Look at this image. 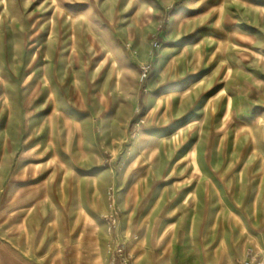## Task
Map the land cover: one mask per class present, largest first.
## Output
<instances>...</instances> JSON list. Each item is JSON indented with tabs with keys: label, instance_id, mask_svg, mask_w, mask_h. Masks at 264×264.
<instances>
[{
	"label": "rangeland",
	"instance_id": "rangeland-1",
	"mask_svg": "<svg viewBox=\"0 0 264 264\" xmlns=\"http://www.w3.org/2000/svg\"><path fill=\"white\" fill-rule=\"evenodd\" d=\"M49 204L108 259L264 255V0H0V221Z\"/></svg>",
	"mask_w": 264,
	"mask_h": 264
},
{
	"label": "crops",
	"instance_id": "crops-1",
	"mask_svg": "<svg viewBox=\"0 0 264 264\" xmlns=\"http://www.w3.org/2000/svg\"><path fill=\"white\" fill-rule=\"evenodd\" d=\"M58 208L50 204L3 208L0 264H108L105 229L96 216L82 217L81 206L73 221L66 215L74 212L72 206ZM19 213L28 215H14ZM134 251L141 264H161V257L144 246L137 245Z\"/></svg>",
	"mask_w": 264,
	"mask_h": 264
},
{
	"label": "built area",
	"instance_id": "built-area-1",
	"mask_svg": "<svg viewBox=\"0 0 264 264\" xmlns=\"http://www.w3.org/2000/svg\"><path fill=\"white\" fill-rule=\"evenodd\" d=\"M109 264H138L126 249L125 242H115L109 251ZM239 264H264V255L251 251Z\"/></svg>",
	"mask_w": 264,
	"mask_h": 264
},
{
	"label": "bare ground",
	"instance_id": "bare-ground-1",
	"mask_svg": "<svg viewBox=\"0 0 264 264\" xmlns=\"http://www.w3.org/2000/svg\"><path fill=\"white\" fill-rule=\"evenodd\" d=\"M7 1H9V0H7ZM11 2H13V0H11ZM8 4H9V2H8ZM11 8H12V6L11 5H9ZM14 9H16V8H14ZM105 33H107V32H105ZM105 35V34H104ZM76 41H77V38H76ZM104 41V40H103ZM107 42H110V41H107ZM75 44H77V42H75ZM110 46H112V45H110ZM113 47V46H112ZM110 48V47H109ZM112 51V50H111ZM110 53V52H109ZM112 54H114V53H112ZM114 57V56H113ZM110 58V57H109ZM115 60V59H114ZM115 62V61H114ZM47 73V72H46ZM52 90V89H51ZM7 105V104H6ZM3 106V105H2ZM10 106V105H9ZM7 107V106H6ZM11 107V106H10ZM12 108V107H11ZM7 109V108H6ZM56 109V108H55ZM11 110H15V107H14V109H11ZM65 112V111H64ZM66 113H68V112H66ZM70 116V115H69ZM71 117V116H70ZM72 118V117H71ZM85 127V129H86V126H84ZM81 129V128H80ZM86 133V132H85ZM79 134V133H78ZM82 134V133H81ZM84 134V133H83Z\"/></svg>",
	"mask_w": 264,
	"mask_h": 264
}]
</instances>
